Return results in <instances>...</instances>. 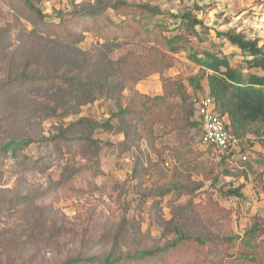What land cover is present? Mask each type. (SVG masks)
I'll list each match as a JSON object with an SVG mask.
<instances>
[{
  "label": "rangeland",
  "instance_id": "obj_1",
  "mask_svg": "<svg viewBox=\"0 0 264 264\" xmlns=\"http://www.w3.org/2000/svg\"><path fill=\"white\" fill-rule=\"evenodd\" d=\"M30 1L45 22L122 1L156 6L166 14L191 12L203 27L182 50L168 54L172 67L162 74L135 88L126 85L121 94L87 99L69 85L78 68L88 65L80 78L102 83L105 68L115 69L128 51L138 49L104 46L80 30L74 35L79 43L61 42L42 33L40 18L23 0H0V146L32 140L17 158L0 154V264L115 258L169 245L176 229L205 245L186 242L153 259L114 264H250L238 259L243 248L237 240L254 217L264 219V135L238 137L240 152L231 159L203 145L200 128L178 136L155 127L152 137L140 136L133 115L114 118L113 113L131 107L137 93L162 95L164 79L183 84L194 103L209 95L205 79L200 89L189 85V78L211 74L196 61L206 54L225 58L244 78L263 75L218 35L237 34L264 48L253 27L258 0ZM157 20L169 30L177 25L165 15ZM97 60L101 67L93 66ZM22 73L56 74L67 85H18ZM197 116L196 107L192 120ZM105 122L111 128L97 127ZM235 188L240 197L230 195ZM258 261L264 264V254Z\"/></svg>",
  "mask_w": 264,
  "mask_h": 264
},
{
  "label": "trees",
  "instance_id": "obj_2",
  "mask_svg": "<svg viewBox=\"0 0 264 264\" xmlns=\"http://www.w3.org/2000/svg\"><path fill=\"white\" fill-rule=\"evenodd\" d=\"M25 8L40 18L42 33L48 37L77 44L74 39L78 30L90 33L102 45L128 46L132 45L138 51H128L117 63V67L105 68L102 83L87 82L80 78V74L89 66L84 64L74 74L71 88L87 99L101 97L103 93L121 94L126 85L135 88L136 84L153 74H162L172 67L168 54H175L184 48L189 36H197L196 28L203 27L200 21L191 12L181 14H166L156 6L149 4H130L116 2L107 7L97 6L96 9H81L66 18L57 17V22H45L41 11L30 0H23ZM173 20L175 28L169 30L165 22L157 20L163 17ZM230 42L239 51L246 55L249 69L260 70L264 73V48L259 47L256 41H247L243 37L232 34H218ZM211 74L195 75L189 78V85L200 89L201 79L207 81L209 96L214 99L218 113L226 117L227 128L230 133L238 137L249 133L264 135V74H249L244 78L242 72L231 66L225 58L213 54H206L204 60H196ZM103 62V61H102ZM102 62L96 61L93 66L101 67ZM33 64H28L31 66ZM50 78L28 77L22 73L18 85H45L48 82L60 81L67 85L64 77ZM162 95L149 98L137 93L131 107L118 108L114 118L133 115L140 126L138 135H153L155 127L163 130V135H184L188 130H201V122L197 117L192 120L195 113V103L191 100L186 87L178 82L162 80ZM97 95V96H96ZM84 124L85 121H82ZM97 127L111 128L108 122L98 124ZM138 130V128H137ZM64 137V135H60ZM32 140L9 141L0 146V154H10L17 158L18 151L28 147ZM223 162V161H222ZM230 195L240 197L238 188L230 190ZM264 235V219L254 217L250 226L242 237L238 238L239 246L243 248L238 256L239 260L255 264L264 254V240L258 239ZM229 239L228 241H232ZM186 242H196L205 245L199 238H193L180 229L175 230V237L169 245L152 250L137 251L132 254H112L104 257L72 258L62 264H114L117 261H145L153 259L160 254L170 251Z\"/></svg>",
  "mask_w": 264,
  "mask_h": 264
},
{
  "label": "built area",
  "instance_id": "obj_3",
  "mask_svg": "<svg viewBox=\"0 0 264 264\" xmlns=\"http://www.w3.org/2000/svg\"><path fill=\"white\" fill-rule=\"evenodd\" d=\"M255 31L264 39V0H258L252 8ZM198 118L201 122L200 142L213 149L221 155L234 159L239 154L237 147L240 141L236 139L226 127V117L221 116L216 110L214 99L209 95L201 97L196 103ZM246 161V156H241Z\"/></svg>",
  "mask_w": 264,
  "mask_h": 264
}]
</instances>
